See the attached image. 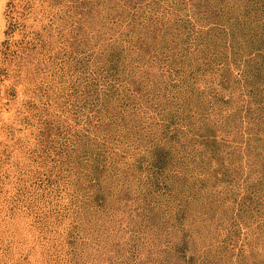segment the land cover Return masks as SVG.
Instances as JSON below:
<instances>
[{
  "label": "rangeland",
  "instance_id": "374dc122",
  "mask_svg": "<svg viewBox=\"0 0 264 264\" xmlns=\"http://www.w3.org/2000/svg\"><path fill=\"white\" fill-rule=\"evenodd\" d=\"M0 264H264V0H0Z\"/></svg>",
  "mask_w": 264,
  "mask_h": 264
}]
</instances>
